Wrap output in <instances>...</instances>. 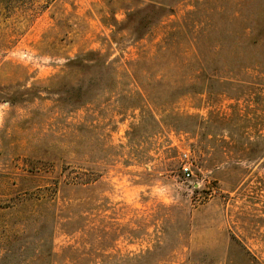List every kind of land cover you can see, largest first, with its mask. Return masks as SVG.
Returning <instances> with one entry per match:
<instances>
[{
  "label": "rangeland",
  "instance_id": "obj_1",
  "mask_svg": "<svg viewBox=\"0 0 264 264\" xmlns=\"http://www.w3.org/2000/svg\"><path fill=\"white\" fill-rule=\"evenodd\" d=\"M0 205V264H264V0L0 2Z\"/></svg>",
  "mask_w": 264,
  "mask_h": 264
},
{
  "label": "trees",
  "instance_id": "obj_2",
  "mask_svg": "<svg viewBox=\"0 0 264 264\" xmlns=\"http://www.w3.org/2000/svg\"><path fill=\"white\" fill-rule=\"evenodd\" d=\"M2 1H4V0H0V2H2ZM183 28H184V26H182ZM254 42V44H256V41H253ZM251 44V43H250ZM253 44V43H252ZM201 76V78H204V80H207V78H209V80L210 81H212L211 79H212V77L210 78V76L208 75V73H207V71H206V69H203V71L201 70V74H200V72H199V77ZM208 80V81H209ZM189 87L191 86V88H194L193 90H196V91H198V92H200L201 90H204L205 88H206V85H200V84H195V83H192V84H190V85H188ZM199 86H201V87H199ZM6 204V203H5ZM10 205H0V208H5V207H9ZM5 246H6V252L8 253L9 251L8 250H10L9 249V244L8 243H5ZM41 246H43V244H42V242H41ZM8 247V248H7ZM47 257V259H46V261H45V263H43V264H50L51 263V261H52V258H53V252H52V250L50 249V250H48L47 251V255H46Z\"/></svg>",
  "mask_w": 264,
  "mask_h": 264
},
{
  "label": "built area",
  "instance_id": "obj_3",
  "mask_svg": "<svg viewBox=\"0 0 264 264\" xmlns=\"http://www.w3.org/2000/svg\"><path fill=\"white\" fill-rule=\"evenodd\" d=\"M183 156H184V159L186 160V162H184L182 164V170H183V173L188 176V175H190L191 170H190L189 165H188L187 155L184 153Z\"/></svg>",
  "mask_w": 264,
  "mask_h": 264
}]
</instances>
